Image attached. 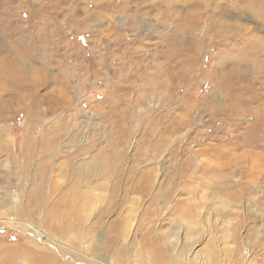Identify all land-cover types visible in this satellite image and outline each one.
<instances>
[{"label":"rangeland","instance_id":"obj_1","mask_svg":"<svg viewBox=\"0 0 264 264\" xmlns=\"http://www.w3.org/2000/svg\"><path fill=\"white\" fill-rule=\"evenodd\" d=\"M11 253L264 264V0H0Z\"/></svg>","mask_w":264,"mask_h":264},{"label":"bare ground","instance_id":"obj_2","mask_svg":"<svg viewBox=\"0 0 264 264\" xmlns=\"http://www.w3.org/2000/svg\"><path fill=\"white\" fill-rule=\"evenodd\" d=\"M126 223H127V221H125V223H124L125 226H126ZM122 226H123V224H122ZM147 230H145L141 234V238L142 239H145L146 238V235H147V232H148ZM150 233H151V231H150ZM174 234L177 235V233H174ZM158 236H159V234L157 232H155V235H153L154 238H150V242L148 243V246L150 247V250L151 251H148L147 252V256L149 255L151 258H153L155 260H157V259H159L160 257L163 256L162 253H161V248L158 245V242H156V245H152V241L153 240H157ZM168 241L169 242H177V237L174 236V238H170ZM117 253H118V257L115 260H117L118 263H124L125 262V259L122 258L124 256V253L123 252H120V251H118ZM45 255H47V254H45ZM11 256H14V259H12V261L9 260L7 264H62V262L60 263V262L54 260L55 258L53 259V258H51L49 256H44V255H42V257L43 256L45 257V258H43L44 260H39V262H36L35 259L32 260L30 257L28 259L27 258L24 259V257L22 258L20 256L15 257V255H13L12 253L10 254V257ZM47 261H49V262H47Z\"/></svg>","mask_w":264,"mask_h":264}]
</instances>
